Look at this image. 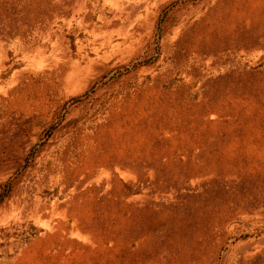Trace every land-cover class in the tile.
I'll return each instance as SVG.
<instances>
[{
  "label": "rangeland",
  "instance_id": "1",
  "mask_svg": "<svg viewBox=\"0 0 264 264\" xmlns=\"http://www.w3.org/2000/svg\"><path fill=\"white\" fill-rule=\"evenodd\" d=\"M55 2L0 0V264H264V0H101L30 45Z\"/></svg>",
  "mask_w": 264,
  "mask_h": 264
},
{
  "label": "bare ground",
  "instance_id": "2",
  "mask_svg": "<svg viewBox=\"0 0 264 264\" xmlns=\"http://www.w3.org/2000/svg\"><path fill=\"white\" fill-rule=\"evenodd\" d=\"M55 3L56 5L51 6V8L50 6H44L45 8L38 14L37 22L29 26L30 45H38L40 41L43 43L53 41L62 35L66 28L93 25L101 0H58ZM60 160L58 161L60 162ZM51 170V172L48 170V173L43 174L44 176L42 175L43 181L41 183H37L38 187L36 196L34 195V201L30 203V200L27 199L23 206L22 214L30 219L51 220V218L59 215L66 206V202L62 201V198L66 196L71 184L65 181L61 172L56 175L55 172L57 171L55 169ZM47 191H49L48 194H46Z\"/></svg>",
  "mask_w": 264,
  "mask_h": 264
}]
</instances>
